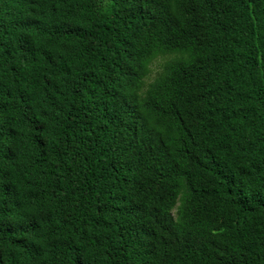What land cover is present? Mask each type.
I'll return each mask as SVG.
<instances>
[{
	"label": "trees",
	"instance_id": "16d2710c",
	"mask_svg": "<svg viewBox=\"0 0 264 264\" xmlns=\"http://www.w3.org/2000/svg\"><path fill=\"white\" fill-rule=\"evenodd\" d=\"M0 264H264V0H0Z\"/></svg>",
	"mask_w": 264,
	"mask_h": 264
}]
</instances>
